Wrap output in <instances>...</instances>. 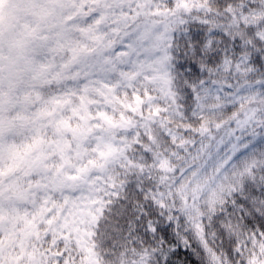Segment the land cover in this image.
Here are the masks:
<instances>
[{"label":"snow or ice","instance_id":"6c2138e0","mask_svg":"<svg viewBox=\"0 0 264 264\" xmlns=\"http://www.w3.org/2000/svg\"><path fill=\"white\" fill-rule=\"evenodd\" d=\"M0 264H264V0H0Z\"/></svg>","mask_w":264,"mask_h":264}]
</instances>
